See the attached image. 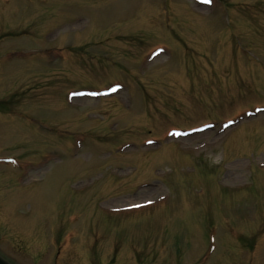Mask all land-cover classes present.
Here are the masks:
<instances>
[{
    "label": "rangeland",
    "instance_id": "obj_1",
    "mask_svg": "<svg viewBox=\"0 0 264 264\" xmlns=\"http://www.w3.org/2000/svg\"><path fill=\"white\" fill-rule=\"evenodd\" d=\"M0 252L264 264V0H0Z\"/></svg>",
    "mask_w": 264,
    "mask_h": 264
},
{
    "label": "flooded vegetation",
    "instance_id": "obj_2",
    "mask_svg": "<svg viewBox=\"0 0 264 264\" xmlns=\"http://www.w3.org/2000/svg\"><path fill=\"white\" fill-rule=\"evenodd\" d=\"M54 239H56V237L55 236H52V238H51V244H53V245H55L56 247L55 248H57V250H56V253L57 254H59L60 253V250H59V248L60 247H63L64 246V244H61V241H62V239H56V240H54ZM57 244V245H56ZM54 247V246H53ZM1 253V252H0ZM2 254V253H1ZM5 257V256H4ZM12 262V261H11ZM13 263V262H12ZM14 264V263H13Z\"/></svg>",
    "mask_w": 264,
    "mask_h": 264
},
{
    "label": "water",
    "instance_id": "obj_3",
    "mask_svg": "<svg viewBox=\"0 0 264 264\" xmlns=\"http://www.w3.org/2000/svg\"><path fill=\"white\" fill-rule=\"evenodd\" d=\"M0 264H12L0 255Z\"/></svg>",
    "mask_w": 264,
    "mask_h": 264
},
{
    "label": "snow or ice",
    "instance_id": "obj_4",
    "mask_svg": "<svg viewBox=\"0 0 264 264\" xmlns=\"http://www.w3.org/2000/svg\"><path fill=\"white\" fill-rule=\"evenodd\" d=\"M203 2H205V3H210L211 0H203Z\"/></svg>",
    "mask_w": 264,
    "mask_h": 264
},
{
    "label": "bare ground",
    "instance_id": "obj_5",
    "mask_svg": "<svg viewBox=\"0 0 264 264\" xmlns=\"http://www.w3.org/2000/svg\"><path fill=\"white\" fill-rule=\"evenodd\" d=\"M217 142V139H215L214 141H212V145H214Z\"/></svg>",
    "mask_w": 264,
    "mask_h": 264
}]
</instances>
